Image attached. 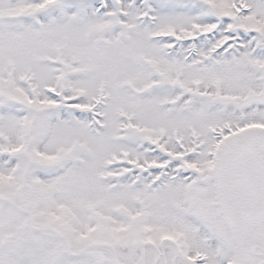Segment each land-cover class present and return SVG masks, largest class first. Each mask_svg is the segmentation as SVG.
<instances>
[{"label": "snow or ice", "instance_id": "snow-or-ice-1", "mask_svg": "<svg viewBox=\"0 0 264 264\" xmlns=\"http://www.w3.org/2000/svg\"><path fill=\"white\" fill-rule=\"evenodd\" d=\"M0 264H264V0H0Z\"/></svg>", "mask_w": 264, "mask_h": 264}]
</instances>
